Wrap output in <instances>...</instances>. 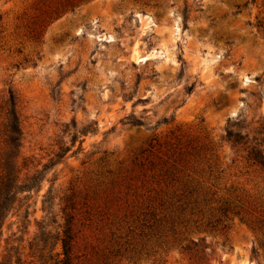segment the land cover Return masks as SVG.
I'll list each match as a JSON object with an SVG mask.
<instances>
[{
  "label": "rangeland",
  "instance_id": "374dc122",
  "mask_svg": "<svg viewBox=\"0 0 264 264\" xmlns=\"http://www.w3.org/2000/svg\"><path fill=\"white\" fill-rule=\"evenodd\" d=\"M10 96L18 164L41 169L63 158L38 193L17 197L0 250L8 238L26 245L34 236L49 187L83 197L131 171L153 139L209 144L221 172L209 182L216 200L238 197L264 211V176L222 141L226 130L244 134L264 117V0H0V155ZM125 201L97 231L82 229L80 252L98 255L88 264H190L176 249L111 257L110 224L122 228L137 213L136 199ZM188 237L208 247L210 264H264V231L238 218L224 232L192 228Z\"/></svg>",
  "mask_w": 264,
  "mask_h": 264
},
{
  "label": "trees",
  "instance_id": "16d2710c",
  "mask_svg": "<svg viewBox=\"0 0 264 264\" xmlns=\"http://www.w3.org/2000/svg\"><path fill=\"white\" fill-rule=\"evenodd\" d=\"M7 106V138L0 155V243L7 216L11 211H18L14 208L17 197L23 193H38L48 171L63 158L62 154H56L41 169H38L39 164L19 165L17 150L21 134L13 96ZM252 124L255 126L244 134L232 128L226 130L222 141L238 160L264 176V117ZM237 125L238 122L231 127ZM213 151L209 144H199L196 139L185 142L178 138H166L162 142L153 139L139 154L140 160L137 157L133 161L131 171L119 172L105 184L104 179L97 182L83 197L79 198L72 189L57 197L49 187L42 196L43 216L35 220L36 233L26 245H22V239L8 238L0 250V264L90 263L97 253L92 254L91 248L92 255L87 254L91 259H87L86 254L80 252L82 229L97 231L99 224L108 222L110 207L128 197L136 199L137 213L134 219L125 218L122 228L110 224L111 257L149 258L176 249L190 264H210L204 254L208 247L203 246V241L188 237L192 228L224 232L228 222L238 218L264 231V211H260L257 204L241 202L238 197L216 200V192L212 190L215 186L209 182L212 177L216 181L221 172L217 171V156ZM22 170H25L23 176ZM123 204L126 205V201ZM28 216L26 213L24 219ZM217 263L223 264L221 260Z\"/></svg>",
  "mask_w": 264,
  "mask_h": 264
}]
</instances>
